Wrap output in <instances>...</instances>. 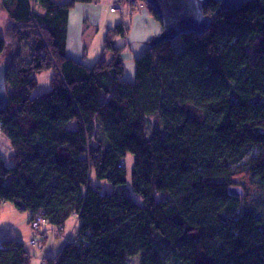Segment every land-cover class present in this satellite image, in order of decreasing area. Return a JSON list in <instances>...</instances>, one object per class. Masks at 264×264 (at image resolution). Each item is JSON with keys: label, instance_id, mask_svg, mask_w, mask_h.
Masks as SVG:
<instances>
[{"label": "trees", "instance_id": "16d2710c", "mask_svg": "<svg viewBox=\"0 0 264 264\" xmlns=\"http://www.w3.org/2000/svg\"><path fill=\"white\" fill-rule=\"evenodd\" d=\"M29 1L0 0V208L28 213L29 228L37 213L57 230L77 216L73 239L43 264H264V0L219 14L209 2L208 31L180 48L147 45L131 81L115 46L123 24L105 31L108 61L67 55L69 15L94 0H36L40 11ZM48 71L51 90L32 97ZM127 155L142 205L121 190ZM93 175L120 190L101 193ZM31 259L23 243L0 242V264Z\"/></svg>", "mask_w": 264, "mask_h": 264}, {"label": "rangeland", "instance_id": "374dc122", "mask_svg": "<svg viewBox=\"0 0 264 264\" xmlns=\"http://www.w3.org/2000/svg\"><path fill=\"white\" fill-rule=\"evenodd\" d=\"M111 1L112 0H103V2L101 1V5L104 6V14H103L104 16H102L103 20L99 23L101 25L97 26L99 28H95V29H92L89 27L87 30V33H88L87 38H86V34H85V37H84V40L86 42L85 52L87 53V55H86V60L84 62V65H86V67H93L96 63H98L100 61V59H102L101 54H102V49H103V44H102L103 43V30L101 29V27L103 26L106 18L108 19V17H109V21L112 19L118 20L117 24L113 25V28H114L115 26L119 25V22H120L119 20L122 18L121 14H119V13L123 14V12L126 10L125 8H127L128 5H131L132 8H135L136 3H137V0H133V1L128 0V2L127 1L115 2L114 4H111L110 6H108L111 3ZM29 3H30L32 8H34L37 11H40V7H39L36 0H30ZM111 10H114V12H111ZM109 12L115 13V14H110ZM116 12H119V13H116ZM72 13H73V10H72ZM123 15L126 17L125 13ZM125 17H124V21H125ZM74 21H75V24L86 25L87 27L89 25L95 24L94 16L92 17V20L89 19L88 21L77 22V20L73 19L71 22L74 23ZM7 25L8 24H7L6 18H3L2 15L0 14V36L1 37H6ZM123 26L126 27L125 25H123ZM127 37H128V41H129V45H130V50L125 51V49H126L125 46L117 47V48H124V50L122 52V56H121L122 59L124 60V66H125L124 76L125 75L127 76L129 71H131V70L134 71V66L132 69L131 64L133 65V59L137 58L136 56L138 55L137 53H138V50L140 48V43H142V37L137 34L136 29H133L131 32L128 29V32L126 34L125 39L117 38L115 40V42H117V43H115V46H119L118 43H120V42H121V45H125ZM173 45L176 48H180L181 42L177 41V40L173 41ZM7 49H8L7 56H10L12 52H10L11 50H10L9 44H8ZM27 55L28 54L25 52V55H23V57L25 58V57H27ZM12 56H13V53H12ZM52 77H53L52 71H48V72H45V73L39 75L37 77L38 86L35 89V91L33 92L32 97H40V96L48 93L51 90V79H52ZM132 79L133 78H131V80ZM131 80H129V81H131ZM68 128L74 129L75 124L74 123L69 124ZM10 153H11V151H6L5 158ZM133 165H134L133 157L131 155H127V157L125 158V162H124V168H125L126 175H127V181H126V185L121 190L124 193H126V195H129L137 204L142 205V201L140 200V198L136 197L131 192V189H130L131 188V170L133 168ZM91 183H92L93 187H97V186L100 187L101 193H113V192H118L120 190V189H118L117 191L114 190L112 188V186L109 185L106 181H98L94 177V175L91 177ZM165 195H166L165 193H160L157 195V198L162 199L165 197ZM73 221H74V219L72 217L69 218L68 219V225ZM20 222H22V224L19 225V228L23 227V229L21 231L25 232V230H26V226L24 224L26 222V213L25 212H19V211L14 210L12 212V215L9 216L7 211H5V212L0 211V240L3 241L2 239H5L7 237L6 236L7 232L9 231L12 223H20ZM54 231L57 232V229H55ZM20 239H21V243L24 244L25 250L32 254L31 264H43L45 256H43V253L41 251L42 246H43V248L46 247V251H49V250L57 251L59 248V245L61 244V239L58 238L57 235H55L53 232L50 233V240L40 242L41 239H38L36 247H32L30 245V241L32 240L31 231L28 235L23 234L20 237ZM126 264H140V256L127 259Z\"/></svg>", "mask_w": 264, "mask_h": 264}, {"label": "crops", "instance_id": "0c3cea01", "mask_svg": "<svg viewBox=\"0 0 264 264\" xmlns=\"http://www.w3.org/2000/svg\"><path fill=\"white\" fill-rule=\"evenodd\" d=\"M101 1L103 2V0H94L93 3L91 4H78L74 7L73 13L71 11L72 14L70 13L69 15L68 28H67L68 29L67 45H66L67 55L73 60L80 62L82 64H84L86 60V55H87V53L85 52V48H86V42L84 40L85 34L87 38L88 28L89 27L92 29L99 28L97 26H100L101 24L99 23L103 20L102 16H104L103 15L104 6L101 5ZM125 1L128 2V0H112L108 6H110L111 4H114L115 2H125ZM125 9L126 10L123 12V14L125 13L126 17L122 13H119V12H116V13L121 14V17H122L119 20L120 21L119 24L125 25L130 30V32L133 29H136L137 34L142 37V43H140V48L137 53L138 55L136 56L138 57L145 51V49L147 48L148 42H150L153 38H155L156 36L160 34L162 28H161V25L152 18L146 6L142 4L140 0L139 1L137 0L135 8H132L131 5H128L127 8ZM0 14L2 15L3 18H5L1 10H0ZM110 14H115V13H110ZM93 16L95 18V24L89 25L88 27L86 25L75 24V21L74 23L71 22L73 19L77 20V22L88 21L89 19L92 20ZM124 17H125V21H124ZM117 22H118L117 19H112L109 21V17L108 19L106 18L103 26L101 27V29L103 30V41H104L105 31L108 28H113V25L117 24ZM118 44L119 46H116V47L125 46L126 47L125 51L130 50L128 37H127L125 45H121V42ZM109 57H110V54L108 52L106 53L103 52V49H102V54H101L102 60L108 61L110 59ZM131 67L133 69L132 64H131ZM133 73H134L133 70L129 71L127 76L126 75L124 76V80L125 81L131 80V78H133ZM0 147H4V149L8 147V144L6 143V140L3 137H0ZM0 211L2 212L7 211L10 216L12 215V212L14 210L12 207L5 204V205H2V207L0 208ZM72 218L74 219L73 222H71L68 225V221H67L65 225L62 227V229L57 230V232L54 231L55 228L47 226V225L41 229V233L44 234V238L42 242L46 240H50V233L52 232L55 235H57L58 238L61 239V244L59 245V248L57 251H52V250L46 251V247L43 248L42 246L41 251L43 253V256H45L44 260L58 256L61 253V251L64 249V246L66 245V243L70 241L71 239H73L75 232L77 230L78 222H77V216H72ZM20 224H22V222L12 223L9 231L7 232V235H6L7 237L2 240L7 241V240L13 239L21 243L20 237L23 234L28 235L30 233L28 213H26V222L24 223L26 226L25 232L21 231L23 227L19 228ZM3 241L0 240V242H3Z\"/></svg>", "mask_w": 264, "mask_h": 264}, {"label": "water", "instance_id": "95a60500", "mask_svg": "<svg viewBox=\"0 0 264 264\" xmlns=\"http://www.w3.org/2000/svg\"><path fill=\"white\" fill-rule=\"evenodd\" d=\"M161 22V32L148 46L153 47L165 42H173L181 37L203 35L208 31L211 20L203 13L209 2L218 4L216 14L239 9L254 0H144ZM8 65L0 62V110L7 102L6 75ZM232 196H241L238 190L230 191Z\"/></svg>", "mask_w": 264, "mask_h": 264}, {"label": "built area", "instance_id": "2783aa9c", "mask_svg": "<svg viewBox=\"0 0 264 264\" xmlns=\"http://www.w3.org/2000/svg\"><path fill=\"white\" fill-rule=\"evenodd\" d=\"M111 12H114V10H111ZM45 226H46V221L43 218L42 213L35 214L30 222V230L32 236V241L30 242L31 245L37 246L38 239L44 238V234L41 233V229Z\"/></svg>", "mask_w": 264, "mask_h": 264}, {"label": "bare ground", "instance_id": "6f19581e", "mask_svg": "<svg viewBox=\"0 0 264 264\" xmlns=\"http://www.w3.org/2000/svg\"><path fill=\"white\" fill-rule=\"evenodd\" d=\"M141 2H142V4H144V5L146 4L144 0H141ZM146 5H147V4H146ZM25 52H26V50H22V51H21V56H22V58H24L23 55H25ZM26 53H27V52H26ZM13 58H15V56H12V54H11V55L8 56L6 59H7L8 61H11V60H14ZM25 61H26V62L29 61V59H28V55H27V57H25ZM3 62H4V61H3ZM4 63H5V62H4ZM17 65H18V63H17ZM31 241H32V240H31ZM31 241H30V242H31ZM30 245H31V244H30ZM31 246H32V247H36V246H33V245H31Z\"/></svg>", "mask_w": 264, "mask_h": 264}]
</instances>
